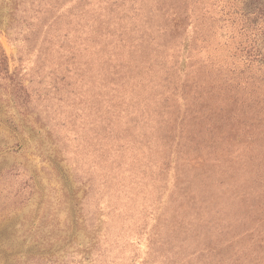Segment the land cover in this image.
<instances>
[{"label": "rangeland", "instance_id": "1", "mask_svg": "<svg viewBox=\"0 0 264 264\" xmlns=\"http://www.w3.org/2000/svg\"><path fill=\"white\" fill-rule=\"evenodd\" d=\"M175 1L0 0V264H264V74Z\"/></svg>", "mask_w": 264, "mask_h": 264}, {"label": "trees", "instance_id": "2", "mask_svg": "<svg viewBox=\"0 0 264 264\" xmlns=\"http://www.w3.org/2000/svg\"><path fill=\"white\" fill-rule=\"evenodd\" d=\"M190 0H176L173 5L168 4L166 14L173 18V27L180 35L186 34L191 25L202 34L199 45L200 52H219L221 48L226 49V58L224 63L228 68L227 75H222L223 84L228 89L230 85L244 84L247 82L245 74L251 73L252 69L261 71L264 74V0H207L201 6L200 12L190 11ZM81 17L85 16L82 10ZM198 14V15H197ZM195 21H192V18ZM77 19L79 17H76ZM200 21L199 24L197 22ZM79 30L74 31L78 35L76 40H80L79 46L68 47L65 56L66 75L68 76L75 66V71L80 84L84 83L83 68L88 62H81L82 53L88 52L89 45L85 44L88 40L87 35L91 33L81 30L80 27L86 20H80ZM71 32H64V40ZM216 43V44H215ZM73 46V43H71ZM187 47H184L186 49ZM208 49V50H207ZM110 61V59H108ZM107 61V62H108ZM224 67V66H222ZM221 69L218 70L221 75ZM225 71V70H224ZM101 76V73L96 75ZM99 79V78H98ZM244 82V83H243ZM115 84H111L110 88ZM237 87V86H236ZM106 88V87H105ZM114 88L110 89V93ZM101 95L98 93L97 97ZM113 100V96H112ZM100 105V104H99ZM106 118L101 119L99 125H102L104 132L96 134L95 140L99 145L106 141L103 136L109 127V121ZM105 122V123H104ZM106 128V129H105ZM109 171L111 172V167ZM119 167H116L117 169ZM120 170V169H118Z\"/></svg>", "mask_w": 264, "mask_h": 264}]
</instances>
